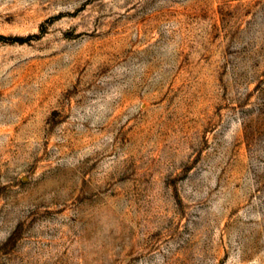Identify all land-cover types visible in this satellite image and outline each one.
I'll return each mask as SVG.
<instances>
[{"label":"rangeland","instance_id":"rangeland-1","mask_svg":"<svg viewBox=\"0 0 264 264\" xmlns=\"http://www.w3.org/2000/svg\"><path fill=\"white\" fill-rule=\"evenodd\" d=\"M0 264H264V0H0Z\"/></svg>","mask_w":264,"mask_h":264}]
</instances>
